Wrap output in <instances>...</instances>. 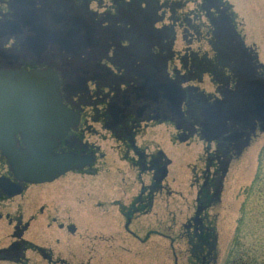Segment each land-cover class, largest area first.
I'll return each mask as SVG.
<instances>
[{"label": "flooded vegetation", "instance_id": "1", "mask_svg": "<svg viewBox=\"0 0 264 264\" xmlns=\"http://www.w3.org/2000/svg\"><path fill=\"white\" fill-rule=\"evenodd\" d=\"M1 81L39 110L0 148V264H123L154 238L216 264L213 209L264 133V66L229 3L0 0Z\"/></svg>", "mask_w": 264, "mask_h": 264}, {"label": "rangeland", "instance_id": "2", "mask_svg": "<svg viewBox=\"0 0 264 264\" xmlns=\"http://www.w3.org/2000/svg\"><path fill=\"white\" fill-rule=\"evenodd\" d=\"M225 1L232 7L245 43L255 48L258 61L264 65V0ZM213 213L216 215V264H229L233 257L264 264V133L232 165L220 204ZM154 239L151 249H139L137 259L123 256V264H172L165 243ZM178 260L179 264H187L185 257Z\"/></svg>", "mask_w": 264, "mask_h": 264}, {"label": "water", "instance_id": "3", "mask_svg": "<svg viewBox=\"0 0 264 264\" xmlns=\"http://www.w3.org/2000/svg\"><path fill=\"white\" fill-rule=\"evenodd\" d=\"M22 88L23 82L12 85H7L2 81L0 82V143H2L0 144V148L4 152H11L14 155L18 153L11 146L12 134L29 129L32 122L35 121L39 110L36 106L24 105L25 100L31 99L32 96L31 93L22 91ZM259 111H264V108L256 106L254 112ZM6 132H8V135L4 137L3 133ZM28 141L33 143L34 139L31 138ZM31 146H28V155L22 160V163L26 164V170L24 172L30 176V179L35 180L36 172L38 173L37 165L39 163L35 157V147L33 148Z\"/></svg>", "mask_w": 264, "mask_h": 264}]
</instances>
